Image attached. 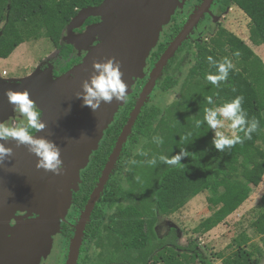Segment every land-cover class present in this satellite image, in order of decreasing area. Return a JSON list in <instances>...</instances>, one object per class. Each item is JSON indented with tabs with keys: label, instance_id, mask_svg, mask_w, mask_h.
<instances>
[{
	"label": "trees",
	"instance_id": "obj_1",
	"mask_svg": "<svg viewBox=\"0 0 264 264\" xmlns=\"http://www.w3.org/2000/svg\"><path fill=\"white\" fill-rule=\"evenodd\" d=\"M103 1L0 0V23H4L0 28V60L9 59L22 44L43 38L67 58L71 47L65 42L64 34L70 24L82 9L100 6ZM223 1L226 7L234 4L247 15L251 42L255 46L264 45V0ZM208 36L197 44L196 63L187 76L183 80L177 77L175 72L180 71L183 59L177 62L176 57L169 68L177 64L174 74H168L159 86L162 93L167 94L180 89L181 102L176 101L166 107L147 106L139 116L134 134L123 150L124 157L117 166V172H122L120 175L125 171V180L111 177L88 226L89 253L87 249L85 263L212 264L197 239L187 246L180 245L178 229L170 239L160 240L155 232L159 217L175 215L193 199L209 192L208 204L213 214L194 229V234L204 235L240 209L263 182L264 64L234 34L224 32ZM164 49L165 46L161 45L152 60H156ZM236 52H239L238 56L234 55ZM208 57L217 62L226 57L235 65L229 71L227 80L219 86H213L206 80L207 74L216 73ZM209 96L213 98V105L207 103ZM236 96L244 97L242 108L249 120L255 118L259 122V127L250 139L239 132L243 143L219 152L212 145V130L206 124L196 129L194 121L203 119L206 107L221 105ZM130 108L106 131L88 168L82 172L80 190L74 195L75 211L85 208ZM156 135L164 140L160 146L152 143V137ZM133 149L137 151L134 154ZM141 149L149 157L176 155L183 149L188 155L177 166L160 162L149 166L145 162L147 158L139 155ZM64 227L66 234L70 230L66 225ZM252 228L264 242V210L253 222ZM94 248L97 251L94 252ZM230 248L233 249L230 256L220 254L218 257L223 259V264L262 262L264 250L253 244L246 232L235 238Z\"/></svg>",
	"mask_w": 264,
	"mask_h": 264
},
{
	"label": "water",
	"instance_id": "obj_2",
	"mask_svg": "<svg viewBox=\"0 0 264 264\" xmlns=\"http://www.w3.org/2000/svg\"><path fill=\"white\" fill-rule=\"evenodd\" d=\"M185 1L104 0L100 6L82 9L70 24L65 40L77 51L89 50L80 65L57 79L50 70L40 68L22 79L0 77V122L14 117L5 91L27 90L42 110V122L46 124V128L34 136L56 143L61 149L64 167L61 175L38 170L37 157L27 147H17L15 141L5 143L13 150V155L0 164V264H40L51 255L54 238L62 233L74 195L80 190L81 174L88 168L119 109L125 105L115 101L101 103L94 112L76 97L82 90V82L94 71L93 61L104 62L109 58L119 61L122 79L128 85L127 95L131 96L136 83L145 79L150 71L149 59L158 48L162 29ZM213 1H204L150 71L149 80L81 212L70 242L67 264L78 263L92 214L157 83ZM90 18H100L101 22L90 26L85 34L76 35L74 30L84 26ZM96 40L99 44L91 48ZM18 212L27 215L16 219ZM13 219L17 220L14 227L10 225Z\"/></svg>",
	"mask_w": 264,
	"mask_h": 264
},
{
	"label": "clouds",
	"instance_id": "obj_3",
	"mask_svg": "<svg viewBox=\"0 0 264 264\" xmlns=\"http://www.w3.org/2000/svg\"><path fill=\"white\" fill-rule=\"evenodd\" d=\"M234 55L238 56L239 52L234 53ZM208 60L216 68V73L207 74L206 80L213 86H219L221 82L227 80L228 73L234 68V65L226 57L220 62L213 61L212 57H208ZM92 67L94 70L92 75L88 80L82 82V90L76 95L78 99H82L83 105L90 107L95 112L101 103L111 104L113 101L126 103L128 85L122 79L121 63L115 58H109L104 62L94 60ZM5 95L7 101L13 106L14 116L18 115L21 123L13 125L14 117L0 122V141H2L0 142V164L5 163L13 155V150L6 147L5 143L15 141L17 147L23 145L37 157L36 168L38 170L42 169L54 175H61L64 171L61 149L55 142L44 137L34 136L30 132V130L40 132L46 128V124L42 122V110L30 98L27 90L18 92L8 89L5 91ZM243 101V96H236L231 101L221 105L206 107L203 119L194 121L196 129L206 124L214 131L212 145L219 152L243 143V138L238 134L239 132H243L244 137L250 139L251 134L259 127V122L255 118L248 119L247 113L242 108ZM207 103L209 105L214 104L211 96L207 97ZM224 120L230 121L228 128L231 130V135L216 130L224 128ZM152 143L160 146L164 140L161 136L156 135L152 137ZM139 155L147 158L145 162L149 166H156L158 162L168 166H177L181 164L180 162L184 157H187L188 152L183 149L176 155L158 154L149 157V154L141 149Z\"/></svg>",
	"mask_w": 264,
	"mask_h": 264
},
{
	"label": "rangeland",
	"instance_id": "obj_4",
	"mask_svg": "<svg viewBox=\"0 0 264 264\" xmlns=\"http://www.w3.org/2000/svg\"><path fill=\"white\" fill-rule=\"evenodd\" d=\"M232 6L233 12H231L230 16H227L225 19L226 25L234 32L235 36L243 40L255 52L264 64V45L255 46L251 42L249 18L238 6L234 4ZM3 24L4 23H0V28L3 27ZM214 32H216V26L214 27ZM205 42L208 43L209 40H205ZM196 50V46L191 45L190 48H187L185 52L178 56L177 62L183 59V65H181L180 71L175 72L180 79L182 78L183 80L187 76L189 70L196 63L194 59ZM53 54H56V49L54 48V45L45 38L40 39L39 41L26 42L15 50L9 59L0 60V74L2 75V73L6 71L8 73V78L13 79H20V77L26 75L30 76L36 71L46 57ZM176 65L177 64L173 65L171 69L167 70L165 76L159 81L158 86H160L168 74H174ZM179 91L180 89L177 91L173 90L167 94L162 93V91L158 89L149 100L148 106L166 107L172 103L174 104V102L176 103V101L177 103H180L182 97ZM229 123L230 121L224 120V128L216 130L223 131L226 135H231V130L228 128ZM138 149L139 147H137L136 150ZM136 150L133 149L132 153L134 154V152H137ZM123 157L124 156L122 155L121 158ZM140 172L141 170L139 173ZM118 173L119 172H115L113 177L119 181L122 179L124 182L125 175L123 174L125 171L123 170L122 175H120L122 172H120L119 175ZM209 196L210 193L205 192L189 202L175 215L161 217L165 226L170 224L176 230L178 229L180 245L187 246L192 240L197 239L199 247L202 249L205 257L211 260L212 264H223V259H218L219 255L222 254L224 257L230 256L233 253V249L230 248V245L233 240L243 232H246L249 235L253 244L264 250L262 237L255 234V231L252 228L253 222L257 219L262 210H264V178L263 182L254 189L250 199L234 214L228 217L224 223L204 235L194 234V229L213 214V211L208 204ZM79 213V210L75 211L72 209L70 216V219L72 220L70 221L71 224H77ZM165 232L166 231L160 233L162 238L165 237ZM57 237L51 255L54 257L56 255L58 258L49 260H53L51 262H54L55 260L54 264H63L68 255L70 241L68 237H62L61 234ZM49 260L48 264H51ZM261 264H264V254Z\"/></svg>",
	"mask_w": 264,
	"mask_h": 264
},
{
	"label": "flooded vegetation",
	"instance_id": "obj_5",
	"mask_svg": "<svg viewBox=\"0 0 264 264\" xmlns=\"http://www.w3.org/2000/svg\"><path fill=\"white\" fill-rule=\"evenodd\" d=\"M204 1L205 0H186L185 3L176 10L175 15H173L172 18H171L170 23L162 29L158 48L155 51H153V53H152V55H151V57L149 59L148 69H150V71H152L154 65L158 62L160 56L165 52V50L167 49L169 44L182 32V30L184 29V27L187 24V22L201 8V6L203 5ZM232 7H233L232 5H230L229 7H226L223 0H214L211 3V6H209L207 11L204 13L203 17L200 19L199 23L194 27L193 31L188 36V38H189L188 41L183 44V46L181 48L183 50L180 52L181 49H179L178 53L170 61V63L173 60H175V58L178 57L181 53L186 51L187 48H190L191 45H194L197 48V44L201 43L202 39L206 38L205 36H208V35H210V36L219 35L220 33H224V32L225 33L234 34V32L225 23V19L227 18V16H230V13L233 12ZM100 22H101L100 18H90L89 20L86 21L84 26H82L81 28L75 29L74 33L76 35L85 34V32L87 31V29L90 26H92L94 24H97V23H100ZM215 26H216V32H214V27ZM68 35H69V31L67 30L65 32V34H64L65 40L67 39ZM98 44H99V42H98V40H96L90 46H91V48H94ZM161 45H164L165 49L163 50L161 55L156 60L153 61L152 59H154V58L152 56H153V54L156 51L159 50ZM70 47L71 48H70V51H69V56H67V58H65L58 50H56V54H53L51 56L46 57L42 61L41 65L38 68H40L41 70H44V71L45 70H50L53 73V75H54V77L56 79L61 77V76H64L66 73L71 71L75 66L80 65L83 62V59L86 57V55L89 52V50L77 51L74 47H72V46H70ZM170 63L168 65V67L165 69L163 77L165 76L167 70L170 68ZM150 71L148 72V74H147L145 79H143L141 81H138L136 83V85L133 87V94L128 97V100L125 103V105L123 107H121L119 109L118 113L116 114L115 120H117V118L120 115H123L125 110H127V109H129L131 107L130 110H129V113H128L127 117H126V122H125L124 126L126 125L128 119L130 117V114L134 110V108L136 106V103H137L140 95L143 92V89L145 88V86H146V84H147V82L149 80ZM27 76L28 75L20 77V79H22L24 77H27ZM6 78H8V77H6ZM158 85H159V82L157 83L156 88L154 89L153 93L151 94L150 99L152 98V96L154 95L156 90H158V89L160 90ZM148 103L145 105V107L148 106ZM3 121H5V120H3ZM19 123H21V121L19 120V116L15 115L14 119L12 120V124L16 125V124H19ZM124 126H123V128H124ZM123 128H122V130H123ZM122 130H121V132H122ZM30 132H31L32 135H35L37 133L35 130H30ZM133 134H134V132L132 133L130 138L133 136ZM104 138H105V136H104ZM104 138H103V140H104ZM130 138H129V141L131 140ZM103 140L101 141V143L103 142ZM129 141H128V143H129ZM122 155H123V153H122ZM121 159L122 158H120L119 162L121 161ZM119 162H118V164H119ZM118 164H117V166H118ZM117 166H116V169L113 172L114 174H112L111 177H113L115 175V172L117 173V171H118L117 170ZM73 208L75 209L74 202H73L72 208L69 211V214L67 216V222L63 224L64 226L66 225V227H68L70 231L68 232V230H67V233L65 234L66 229H65L64 226H62V233H61V236L65 237V238L68 237L70 242H71V239L74 236L75 226H76V224H71L70 223V221H72L70 219V216H71V211H72ZM83 210H79L80 213L78 215L77 223H78V221L80 219V215H81V212ZM26 215L27 214L24 213V212H18L16 214V219H24ZM92 216H93V214H92ZM16 219H13L11 221L10 225L12 227L17 225V220ZM91 220H92V217H91ZM88 226H87V229H86V232H85V237H84L83 245H82V248H81L80 257H79V260H78L77 264H87V263H85V259H86L87 254L89 253V249H88V246H87L88 245V241H87V239H88L87 238ZM0 229H1V226H0ZM163 231H166V232H165V235H164L165 237L162 238L160 236V233L163 232ZM155 232H156V235L158 236V238L160 240H164L166 237H169V239H170L171 235L176 234L177 231L170 224L165 226L164 223L161 220V217H159V219L157 221V224H156V227H155ZM69 233L71 234V236H69L70 235ZM56 238H58V237L54 238V243L56 242ZM169 246H171L170 243H169ZM87 249H88V253H87ZM93 251L94 252L97 251V248H94ZM68 254H69V250H68ZM55 258H58V256L55 255V257H54V256L50 255L48 258H46L47 260H42V262L40 264H48L49 263L48 262L49 259H55ZM49 261L51 262L53 260H49ZM67 261H68V255H67V257H66V259H65L63 264H67ZM54 263H55V260H54V262H51V264H54Z\"/></svg>",
	"mask_w": 264,
	"mask_h": 264
},
{
	"label": "built area",
	"instance_id": "obj_6",
	"mask_svg": "<svg viewBox=\"0 0 264 264\" xmlns=\"http://www.w3.org/2000/svg\"><path fill=\"white\" fill-rule=\"evenodd\" d=\"M8 76V73L6 72V71H4L3 73H2V75L0 74V77H7Z\"/></svg>",
	"mask_w": 264,
	"mask_h": 264
},
{
	"label": "crops",
	"instance_id": "obj_7",
	"mask_svg": "<svg viewBox=\"0 0 264 264\" xmlns=\"http://www.w3.org/2000/svg\"><path fill=\"white\" fill-rule=\"evenodd\" d=\"M212 132H213V130H212ZM214 134V133H213Z\"/></svg>",
	"mask_w": 264,
	"mask_h": 264
},
{
	"label": "bare ground",
	"instance_id": "obj_8",
	"mask_svg": "<svg viewBox=\"0 0 264 264\" xmlns=\"http://www.w3.org/2000/svg\"><path fill=\"white\" fill-rule=\"evenodd\" d=\"M119 120V119H118Z\"/></svg>",
	"mask_w": 264,
	"mask_h": 264
}]
</instances>
